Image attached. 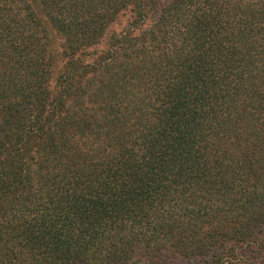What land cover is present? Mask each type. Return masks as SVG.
<instances>
[{"label": "trees", "instance_id": "trees-1", "mask_svg": "<svg viewBox=\"0 0 264 264\" xmlns=\"http://www.w3.org/2000/svg\"><path fill=\"white\" fill-rule=\"evenodd\" d=\"M0 264H264V0H0Z\"/></svg>", "mask_w": 264, "mask_h": 264}]
</instances>
